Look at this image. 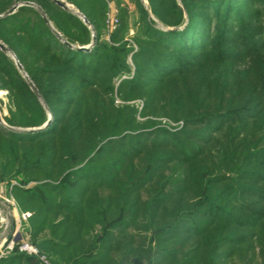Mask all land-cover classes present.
Segmentation results:
<instances>
[{"label": "trees", "instance_id": "obj_1", "mask_svg": "<svg viewBox=\"0 0 264 264\" xmlns=\"http://www.w3.org/2000/svg\"><path fill=\"white\" fill-rule=\"evenodd\" d=\"M64 2L0 0L24 73L0 49V181L31 242L52 264H264V0Z\"/></svg>", "mask_w": 264, "mask_h": 264}, {"label": "built area", "instance_id": "obj_2", "mask_svg": "<svg viewBox=\"0 0 264 264\" xmlns=\"http://www.w3.org/2000/svg\"><path fill=\"white\" fill-rule=\"evenodd\" d=\"M83 20L84 16L79 14ZM117 23L114 11L107 15L108 30H112ZM19 185L12 181L9 186V194L0 199L5 210L0 212V258L11 252L17 251L32 256L38 260V264H52L49 258L42 253L30 240L28 219L30 212L22 211L14 199L10 190L13 186ZM10 224V225H9ZM28 232L24 234V232Z\"/></svg>", "mask_w": 264, "mask_h": 264}, {"label": "rangeland", "instance_id": "obj_3", "mask_svg": "<svg viewBox=\"0 0 264 264\" xmlns=\"http://www.w3.org/2000/svg\"><path fill=\"white\" fill-rule=\"evenodd\" d=\"M144 2V1H143ZM145 3V2H144ZM132 7H133V5H132ZM79 15V14H78ZM132 15H135V14H132ZM151 15V14H150ZM131 21V23H130V26H131V24H132V20H130ZM129 35L130 36H132V35H134V33H135V28H132V26L130 27V29H129ZM135 46V45H134ZM8 53V55L13 59V61H14V63H15V60H16V58L14 57V55H13V53H11V52H7ZM18 62V61H17ZM129 64L130 65H132L130 62H129ZM16 65V64H15ZM21 73H23V72H21ZM24 74V73H23ZM0 91L2 92L1 94H0V117H1V121H0V124H2V121L4 122V120H3V115L4 114H6L7 113V96H6V94H7V91H5V90H2V89H0ZM115 105H118V104H120L121 103V101H120V99H118L117 97L115 98ZM136 106H138V108H140L141 107V104H142V101L141 100H139V99H136L135 101H132ZM138 120H140V121H144L145 120V118H138ZM158 120H161L162 122H167V123H169L168 121H167V119L166 118H159ZM161 122V123H162ZM5 123V122H4ZM6 124V123H5ZM175 126V125H177V124H174V123H169V124H167V126ZM11 128H18V127H11ZM10 128V129H11ZM9 194V190H7V184H6V182H2V181H0V199H2L3 197H6L7 195ZM13 195V194H12ZM13 197H14V195H13ZM15 199V198H14ZM3 200V199H2ZM16 200V199H15ZM5 210V207H3L2 205H1V202H0V212L2 213V211H4ZM23 211V210H22ZM29 212V211H28ZM10 225V224H9ZM26 233H28L27 231L26 232H24V234H26Z\"/></svg>", "mask_w": 264, "mask_h": 264}, {"label": "water", "instance_id": "obj_4", "mask_svg": "<svg viewBox=\"0 0 264 264\" xmlns=\"http://www.w3.org/2000/svg\"><path fill=\"white\" fill-rule=\"evenodd\" d=\"M55 1H56V3H57L59 6L65 8V9H70L69 6H68V4L65 3L64 0H55ZM22 3H23V4H31V3H29V2H20V3H16V4H14L11 8H9L6 12H4L3 15H7V14L12 13V12L17 8V6H18L19 4H22ZM72 11L75 12V13H77V14H80L78 11H75V10H72ZM0 16H1V15H0ZM83 20H84L85 22H87V20H86L85 18H83ZM173 29H177V27L168 28V30H173ZM0 49H1L2 51H4V52H10V51L8 50V48H7L6 46L2 45L1 43H0ZM80 49H81V50H86L87 48H86V47H81ZM15 64H16L17 68H18L21 72H23V69H22V67L20 66V64L17 62V60H15ZM29 85H30V88H31V89H32V90L38 95V93H37L35 87L32 85L31 82H29ZM1 120H2V119H1V117H0V121H1ZM48 122H49V121H47L44 125H47ZM2 124H3V125H6L3 121H2ZM10 128H11V127H10ZM11 129H12V130H15V131H20V132H34V131H36V130L41 129V127H31V128H11Z\"/></svg>", "mask_w": 264, "mask_h": 264}, {"label": "bare ground", "instance_id": "obj_5", "mask_svg": "<svg viewBox=\"0 0 264 264\" xmlns=\"http://www.w3.org/2000/svg\"><path fill=\"white\" fill-rule=\"evenodd\" d=\"M2 92L0 91V94H1Z\"/></svg>", "mask_w": 264, "mask_h": 264}]
</instances>
